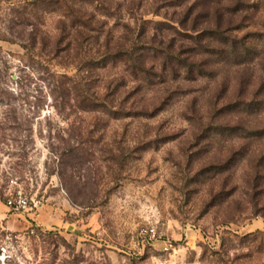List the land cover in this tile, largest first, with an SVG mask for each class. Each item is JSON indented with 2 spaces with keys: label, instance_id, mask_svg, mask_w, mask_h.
<instances>
[{
  "label": "rangeland",
  "instance_id": "rangeland-1",
  "mask_svg": "<svg viewBox=\"0 0 264 264\" xmlns=\"http://www.w3.org/2000/svg\"><path fill=\"white\" fill-rule=\"evenodd\" d=\"M16 191L0 264H264V0H0Z\"/></svg>",
  "mask_w": 264,
  "mask_h": 264
},
{
  "label": "built area",
  "instance_id": "built-area-1",
  "mask_svg": "<svg viewBox=\"0 0 264 264\" xmlns=\"http://www.w3.org/2000/svg\"><path fill=\"white\" fill-rule=\"evenodd\" d=\"M6 206L13 213H20L30 207V201L21 191H16L14 195L7 200ZM33 207H36V204ZM145 234L148 238H153L155 235L154 229H145Z\"/></svg>",
  "mask_w": 264,
  "mask_h": 264
},
{
  "label": "crops",
  "instance_id": "crops-1",
  "mask_svg": "<svg viewBox=\"0 0 264 264\" xmlns=\"http://www.w3.org/2000/svg\"><path fill=\"white\" fill-rule=\"evenodd\" d=\"M27 217L28 219H32L30 215H27ZM20 218L19 215L10 213L5 206H0V224L4 223L7 229H14L13 231H22L26 229V224L21 222ZM32 221L34 220L32 219Z\"/></svg>",
  "mask_w": 264,
  "mask_h": 264
},
{
  "label": "trees",
  "instance_id": "trees-1",
  "mask_svg": "<svg viewBox=\"0 0 264 264\" xmlns=\"http://www.w3.org/2000/svg\"><path fill=\"white\" fill-rule=\"evenodd\" d=\"M204 33V32H203ZM215 33V32H214ZM195 43H197L198 45H200V40L198 38H194Z\"/></svg>",
  "mask_w": 264,
  "mask_h": 264
}]
</instances>
